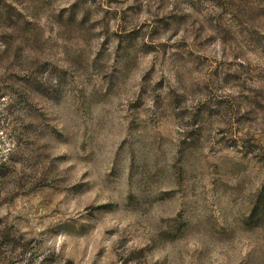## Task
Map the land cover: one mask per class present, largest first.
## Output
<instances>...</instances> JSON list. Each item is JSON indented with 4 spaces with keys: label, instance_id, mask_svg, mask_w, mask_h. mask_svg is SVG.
Returning a JSON list of instances; mask_svg holds the SVG:
<instances>
[{
    "label": "rangeland",
    "instance_id": "rangeland-1",
    "mask_svg": "<svg viewBox=\"0 0 264 264\" xmlns=\"http://www.w3.org/2000/svg\"><path fill=\"white\" fill-rule=\"evenodd\" d=\"M0 264H264V0H0Z\"/></svg>",
    "mask_w": 264,
    "mask_h": 264
}]
</instances>
